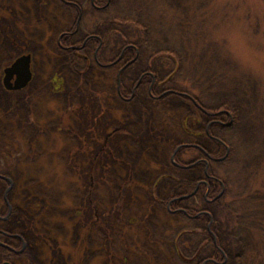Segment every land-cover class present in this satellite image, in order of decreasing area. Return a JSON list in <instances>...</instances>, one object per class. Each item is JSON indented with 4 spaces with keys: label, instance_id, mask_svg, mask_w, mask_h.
<instances>
[{
    "label": "rangeland",
    "instance_id": "obj_1",
    "mask_svg": "<svg viewBox=\"0 0 264 264\" xmlns=\"http://www.w3.org/2000/svg\"><path fill=\"white\" fill-rule=\"evenodd\" d=\"M77 1L84 11L79 23L81 38L93 30L100 16L90 1ZM152 1L156 18L163 26L168 25V37L178 49L183 74L196 76L191 69L203 68L197 56L217 45L225 52L221 56L229 55L237 63L234 72L254 78L264 91V0H180L178 7L169 6L166 0ZM126 3L121 0V4ZM76 16L75 10H66L57 0H0V67L10 63L22 49L33 54L34 71L25 91L17 97H0V117L33 123L38 116L53 131L66 121L65 111H71L67 125L60 127L74 146L84 144L89 151L78 155L84 161L80 167L72 164L79 162L74 158L63 161L50 154L40 158L52 171L49 180L57 183H40L36 191L20 188L15 175H7L11 185L0 179V229L20 235L25 243L23 250L34 264H94L97 258L98 264H110L104 257L109 245L105 242V227L110 226L108 215L113 216L117 207L127 209L134 193L144 204L152 196L164 198L167 192L163 191L168 189L169 193L187 192L203 178L205 165L174 167L168 162V154L180 143L206 150L215 147L205 131L210 118L190 101L170 94L154 102L145 85L138 87L133 99L123 101L114 89L118 66L96 69L90 60V49L71 57L56 37L59 31L72 28ZM169 25L174 28L169 30ZM178 25H189L191 32L186 39L180 37L183 29ZM153 35L164 38L154 31ZM108 47L103 50L104 60L112 56ZM182 48L191 51L198 63L190 54L185 60ZM171 59L173 63L169 61V65L178 63L176 58ZM50 81L59 87L57 92L49 91ZM192 86L190 81L178 83V88ZM219 118L228 122L226 115ZM3 146L0 141V148L5 149ZM222 152L220 148L218 154ZM202 157L197 149L189 148L176 158L182 164ZM63 162L72 166L68 168V180H72L67 186L72 185L73 178L82 180V187H76L79 193L75 200L70 199L69 187L62 185ZM219 168L221 174L225 167ZM158 173L162 176L156 180ZM174 181L181 189L173 188ZM7 206L10 214H6ZM118 212L115 215L121 217ZM260 238L264 247V233ZM115 245L119 246V241ZM114 259V264H121L118 256ZM10 260L27 264L24 256Z\"/></svg>",
    "mask_w": 264,
    "mask_h": 264
},
{
    "label": "trees",
    "instance_id": "obj_2",
    "mask_svg": "<svg viewBox=\"0 0 264 264\" xmlns=\"http://www.w3.org/2000/svg\"><path fill=\"white\" fill-rule=\"evenodd\" d=\"M57 1L66 10L77 13L72 28L57 34L60 46L71 57L81 55L86 49L92 50L90 60L96 69L118 66L114 89L120 99H133L138 87L146 86L151 97L178 94L187 101L193 99L218 119L208 129L213 136L214 150L183 143L174 155L177 164L194 165L196 160L180 164L176 157L184 149H197L208 159L204 172L208 179L203 176L182 194L169 193L168 189L163 191L167 195L161 199L143 197L149 199L144 204L134 193L127 209L116 208L115 212L119 213V210L121 217L116 213L108 215L110 226H104L105 242H109L107 252L103 254L106 260L114 264V258L118 256L121 264H264V247H261L260 238L264 233V91L261 92V84L245 73L234 72L237 63L229 55L221 56L225 52L217 45L197 56L203 68L199 70L195 66L191 69L196 76L183 74L178 49L168 37V25L163 26L152 11L155 1L124 0L127 3L121 4V0H88L92 9L99 12L100 21L81 38L78 37L79 23L84 11L79 2ZM166 1L169 6L181 5L180 0ZM169 26V30L174 28ZM178 27L183 29L180 37L186 39L191 32L189 25ZM153 31L164 38L154 36ZM106 47L112 55L109 60L103 58ZM181 50L185 51V60L190 54L195 64L198 63L191 51ZM171 58H176L178 63L169 65V61L173 63ZM180 81H190L194 86L178 88ZM190 90H198L199 94H191ZM158 100L152 99L154 102ZM65 113L66 121L59 123L53 131H49L46 128L48 123L43 118L39 120L38 116L33 123L0 117V141L6 147L0 148V175H15L19 178L20 188L36 191L40 183L56 182L49 180L52 171L40 158L44 159L48 154L63 161L74 158L79 162L72 164L80 167L78 165L84 161L78 155L88 150L84 144L74 146L69 135L61 129L60 124L67 125L68 116L72 114L71 111ZM223 115L228 122L220 121L219 117ZM155 129L161 130L159 127ZM220 148L224 152L218 154ZM174 149L168 154V162L177 167L171 160ZM225 153L224 159L214 160ZM211 161L215 163L211 165ZM68 165L62 164L65 180L62 185L66 184L65 189L69 187L70 199L75 200L82 180L73 178L72 185L67 186L72 180H68V168H72ZM220 166L225 167L221 174ZM160 176L162 173L156 174V180ZM174 182L173 188H179ZM222 188V194L217 197ZM3 240L0 264L4 259L17 256H24L27 264H34L24 250L20 253L14 251L22 246L20 236L11 232ZM117 241L119 246L115 245ZM97 259L94 264H98Z\"/></svg>",
    "mask_w": 264,
    "mask_h": 264
},
{
    "label": "flooded vegetation",
    "instance_id": "obj_3",
    "mask_svg": "<svg viewBox=\"0 0 264 264\" xmlns=\"http://www.w3.org/2000/svg\"><path fill=\"white\" fill-rule=\"evenodd\" d=\"M25 53H29L30 56H31V61H30V67H31V72H32L31 79L29 80V82H28V84L26 86H24L22 88H19V89H12V88L6 87L5 86V83H4V68L7 67V66H9L19 55L25 54ZM32 61H33V54L31 52H27V51L25 52L24 50L21 49V50H19L17 52L16 56L14 57V59L10 63H8L4 67H0V97H3L5 95L7 97H17L18 93L25 91L26 87L29 86V84L31 83V81L34 78V71H33V68H32ZM14 79H15V76H13L11 78V82L10 83L13 84L14 83ZM50 83H51L52 88L49 91L55 90V92H57L56 88L53 85V81H50ZM53 87H54V89H53ZM151 98L154 100V99H161L162 97H151ZM131 99H132V97H131ZM190 102H192V104L197 109H199V111L201 113H203L204 115H206V116H208L210 118L208 120V122H207L205 131H206L207 135L209 136V139L212 141V138L211 137H213V136H211L209 134L208 129H209V126H211L214 122H217L218 119L216 118V116L212 112H209V111L201 108L200 106H198L193 99H190ZM195 162L202 163L205 166L208 165V159H207V157H202V158H198L196 161H194V165H189V166H187V165L186 166L179 165L178 167L179 168H184V169L196 167L197 164H195ZM205 178L208 179L207 176H205ZM0 179L3 180V181L10 182L8 179H6V176L5 175H0ZM6 214H10V210L9 209H8V211H7ZM3 218L6 220L7 216H4ZM10 233H11L10 231L4 230V229H0V244H4L5 243L4 240H3V237H5L7 235H10ZM15 235H18V234L15 233ZM18 236H20V235H18ZM22 246H23V249H24V247H25L24 241L22 242ZM23 249H22V251H23ZM17 250H19V249H15L14 251L17 252ZM5 262H9L10 264H14L10 259H8V260L7 259L6 260L4 259L2 261V264H5Z\"/></svg>",
    "mask_w": 264,
    "mask_h": 264
},
{
    "label": "water",
    "instance_id": "obj_4",
    "mask_svg": "<svg viewBox=\"0 0 264 264\" xmlns=\"http://www.w3.org/2000/svg\"><path fill=\"white\" fill-rule=\"evenodd\" d=\"M30 61H31L30 54H21L9 66L4 68V83L6 87H9L12 89H19L28 84L29 80L31 79V75H32ZM13 76H15V79H14V83L12 84L10 82ZM226 154L221 157L215 158V160L224 159ZM222 192H223V188L217 194V197L220 196ZM22 249L23 247L20 249V251ZM5 264H10V263L5 262Z\"/></svg>",
    "mask_w": 264,
    "mask_h": 264
}]
</instances>
